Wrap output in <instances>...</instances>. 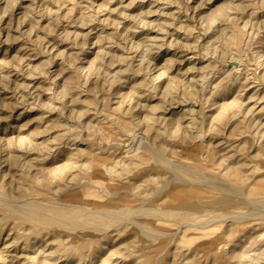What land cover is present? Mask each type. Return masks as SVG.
Here are the masks:
<instances>
[{"label": "rangeland", "instance_id": "obj_1", "mask_svg": "<svg viewBox=\"0 0 264 264\" xmlns=\"http://www.w3.org/2000/svg\"><path fill=\"white\" fill-rule=\"evenodd\" d=\"M263 261L264 0H0V264Z\"/></svg>", "mask_w": 264, "mask_h": 264}, {"label": "bare ground", "instance_id": "obj_2", "mask_svg": "<svg viewBox=\"0 0 264 264\" xmlns=\"http://www.w3.org/2000/svg\"><path fill=\"white\" fill-rule=\"evenodd\" d=\"M175 176H177V175H175ZM166 185H168V184H166ZM162 188H165V187H162ZM141 198H143V197H141ZM237 198H238V195L236 193L232 192L230 197L220 200L215 205H213L211 203H205V204L202 203V202L191 203V202H186V201H179L177 204H173L172 205V202H171L169 210L163 211L161 213H160V211H162L161 209L154 208V207H152L150 205H136L135 207L130 209L131 206L126 205V204H121V205L117 206L116 213L115 212L114 213L96 212V211L88 210V209H86L84 207L71 206L72 207L71 208V207H66L65 206L66 207L65 210H67V211H73V209H81L82 211H84L83 212L84 214L60 213V214H56V215H51L50 212H48V211L45 212L47 209L45 211H42L43 209L38 208V207L36 208V207L30 206V205H24L23 204L24 206H20L19 208H20L21 215H23L24 218H26L29 221L47 220L46 217H48V218L51 217L52 219L55 218L58 221H61L63 223H66V224L70 225L73 229L80 228V226L78 224H82V225L93 224V225H99L100 226V225H107V224H115V223L123 221V220H127V221L131 220V221H134L135 223H137V221L140 222L141 220L149 219L148 218L149 215H152L151 217L153 219L150 218L152 220L163 219L165 221L166 220L173 221V222H175L177 224L188 225L187 223H189V220L193 219V216L197 212H199L201 209H204V208H207V207L208 208L213 207L214 209H215V207H218V208L222 207L224 209L226 206H229V204L232 203L233 201L235 202ZM144 200H145V198H144ZM94 207H97V205L94 206ZM107 207H112V206L108 205ZM223 211H225V210H223ZM63 219H65V220H63ZM220 219H223V218H220ZM185 220H188V222H186ZM184 221L186 223H183ZM190 222H192V221H190ZM135 226L137 227L136 224H135ZM84 234H85V232H84Z\"/></svg>", "mask_w": 264, "mask_h": 264}]
</instances>
